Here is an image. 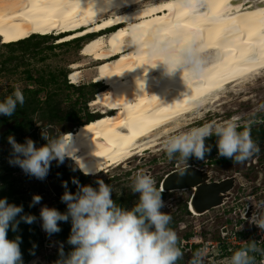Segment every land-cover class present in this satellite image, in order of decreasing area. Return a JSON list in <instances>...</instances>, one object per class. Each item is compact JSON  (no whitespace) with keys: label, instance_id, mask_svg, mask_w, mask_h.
<instances>
[{"label":"bare ground","instance_id":"bare-ground-1","mask_svg":"<svg viewBox=\"0 0 264 264\" xmlns=\"http://www.w3.org/2000/svg\"><path fill=\"white\" fill-rule=\"evenodd\" d=\"M123 21L128 24L109 38L92 40V52L108 65L103 77L109 83L91 102L100 107V117L65 132L74 155L94 174L155 146L226 85L264 75V0H0V32L14 41L38 32L87 34ZM177 35L200 41L202 74L164 71L152 45L158 37ZM84 63L76 61L75 83Z\"/></svg>","mask_w":264,"mask_h":264},{"label":"clouds","instance_id":"clouds-1","mask_svg":"<svg viewBox=\"0 0 264 264\" xmlns=\"http://www.w3.org/2000/svg\"><path fill=\"white\" fill-rule=\"evenodd\" d=\"M104 2L110 4L111 0ZM43 35L53 36L48 33ZM89 36L91 34L85 35V38ZM77 37L83 36L69 40ZM156 44L153 53L159 57L158 61L163 64L166 73L179 71L184 77H195L204 71V49L195 36L158 37ZM24 102L22 90L14 88L11 94L0 99V115L13 116L17 106H22ZM238 119L205 123L186 131L173 130L165 134L163 150L168 159H179L185 165L177 170V174H185L190 158H205L206 153L211 151V145L206 144L205 140L212 136L216 137L218 156L233 162H242L257 153L259 148L252 140L250 127L241 126ZM53 129L41 127V138L46 142L39 146L31 138L26 137L20 143L9 135L7 140L11 145V154L8 163L18 166L27 175L43 180L53 160L59 164H63L66 158L77 160L71 134L57 135ZM78 167L85 175L96 171L82 163H78ZM72 183L76 185L75 192L68 190L67 182H62L64 192L60 199L66 205L65 211L46 205L39 210L41 227L49 236L61 230L60 222L70 221L67 242L73 247L65 254L61 245L54 264H178L184 258L178 246L177 234L169 226L172 217L162 211L166 207L163 190L157 187L153 176L144 171L135 173L130 192L136 194L137 199L131 207L116 203L112 198L113 188L103 179L95 181L96 187L81 184L75 177ZM41 199L38 194H33L29 206L40 204ZM256 208L257 212L252 214L249 222L264 231V201L258 203ZM36 219L35 215L24 213L22 205L0 198V264H24L20 250L21 237L17 235L9 239L8 231L17 232L21 222L32 224ZM208 255L205 249H197L187 264H207ZM257 255L264 257V247L250 240L232 252L225 264H257Z\"/></svg>","mask_w":264,"mask_h":264},{"label":"rangeland","instance_id":"rangeland-1","mask_svg":"<svg viewBox=\"0 0 264 264\" xmlns=\"http://www.w3.org/2000/svg\"><path fill=\"white\" fill-rule=\"evenodd\" d=\"M121 23L111 26H118L117 29H119L122 26L128 24V21H123ZM117 29L113 31H116ZM100 30L101 29L99 28L98 31ZM85 31V29L82 30V32L81 30H78L75 33L72 32L71 34L74 35V37H85V35H87L85 34ZM98 31L93 30V32L90 33ZM103 31L106 32L99 33L97 35L91 34L89 37L72 41L68 44H61V37L59 41H56L54 40V37L50 35L40 43L37 51L35 52H24L23 49L15 45L10 47L3 45V43L14 41L15 39H11L0 32V99L11 94V92L16 87H19L22 90L24 97H26L24 94L25 88H38L39 86L36 82L31 81L32 79H27L28 73L32 77H37L39 74H42L45 78H47L50 73H54L57 75V82H52L49 84V86L42 87L38 94V99L40 102H43L47 92H54L56 94L55 98L60 101L62 108H67L70 105L69 103L78 99V92L75 90V87H66L62 84L61 80L63 72H66L69 82H71L70 78H73L72 83H74V85H90L92 82L98 81L99 78H103L102 80L104 81L106 80V78L103 77V71L108 66L106 63L107 58L105 57L103 59L99 56H95L91 50L94 36L104 35V37L107 39L109 38V34L113 32H110V28L103 29ZM76 33L80 34L76 35ZM32 34H39V32ZM41 34L44 33L41 32ZM69 39H65L64 41ZM128 50H126L125 53H127ZM8 55H12L13 57L10 60H7ZM115 56H118V54ZM76 61L85 63L80 68V70H82L81 78L75 83L73 72L78 67V65H76ZM104 81L103 84H105V82L109 83V81ZM217 98L208 102V104L205 103L206 105L203 104L195 111L186 114L183 119L177 121L178 123L176 122V125L173 126L174 128H170V132L168 133L173 132V130L186 131L192 127H197L205 123L224 122L226 120L238 117L239 119L237 122L240 125L249 126L250 129H262L260 133L255 132V137H252V140L258 146L259 151L250 158L238 163L233 161H223L219 164H206V167L213 170L212 179L215 178L214 180H219L223 177L231 176L237 173L242 178L243 182L240 183L239 180H236L232 189L231 198H228L224 205L213 208L202 215L184 216L183 219H180V221L177 223H172V229L177 234L179 245L181 246L180 248L184 253V258L179 261L178 264H187V260L192 255L191 249H189L188 245V247H182L183 242L181 238H184V234L186 232H191V236L195 235L196 237L193 236V238H195L197 241L202 239L204 240V238L215 241L219 237L220 226L226 225L228 229H233L234 225L237 224L238 229L240 230L238 232L248 233L249 236L252 234L256 235L254 230L257 229V227L254 226L253 223L249 222V218L252 215L250 217H245V214L250 205L252 208H255V204L264 201V169L262 171V176L258 179L256 171L257 168L254 170L255 168L253 167L249 170L247 167V162H250L255 158L258 162H264V137L261 139L259 136H257L261 134L264 136V75L257 77L256 79L249 80L248 82L238 84L235 87H228L226 85L219 91V97ZM86 106L87 110L91 112H97L100 109L99 106L96 107V105H91L90 101L86 103ZM80 114H83V112ZM53 124L57 125L60 133H63L61 128H70L73 130L75 127L74 124L69 121L62 123L55 122ZM46 125L49 124L45 119L39 117L37 113L33 115L34 129H32V131H35L37 127H44ZM6 130L7 128H2L1 133ZM26 137L31 138L37 146L46 142H37L33 139V137H30L29 133H27L24 138ZM164 138L165 134L158 138V142L155 146L145 149L143 152H141V154L129 157L130 159H125V161L121 164L119 163L117 165L110 166L108 170H103L98 174L89 175V179L97 180L99 178L105 180L119 176L118 179L113 180L110 183V186L113 188V190L118 191L122 187L131 185L132 178L136 172H139V170H145L149 175L154 177L157 182V186H159L160 189V179L167 172L176 168V165L183 163L179 159H173L175 162H172V160L168 159L166 153L163 150ZM8 150H10V153H6ZM10 154L11 148H9L6 143H0V158L6 161V164L11 166L13 169L9 179H17V181L21 182V188L25 190L32 189V194H38L42 197L40 204L36 205V212L38 214L41 206L46 205L48 207H52L55 202H57L53 200L55 194L50 190L54 182L53 176L55 175V167L53 166V162L51 166L52 174H47L46 178L41 180L35 178L34 176L25 174L18 166L10 165L8 163ZM217 156V154H214L210 160H214L217 158ZM207 159L208 158H205L204 160L207 161ZM74 162L77 167L78 163H81L78 157L77 160H74ZM188 164H197L202 166L201 162H197L192 159L188 160ZM126 172L129 173L125 175ZM240 184H242L243 187H241ZM39 186H42L41 191H38ZM172 192L174 193L164 198L166 207L162 209V211H166L168 214L175 210L178 200H184L191 196L192 189L176 190ZM58 202H60V200ZM246 206V211H244V207ZM241 213H244V215L242 214V219L239 218ZM235 221L236 223H234ZM37 224L45 238L41 253L33 257V259L35 258L40 260L42 262L41 264H48V260L44 257V255L55 254L57 251H59L60 246H64L65 243L59 241L53 235L49 236L42 229L40 217L37 221ZM261 234H263V232H260V236L257 233V238H260L259 240L263 242L264 237H261ZM199 236L204 238L201 239ZM48 238L51 239L50 244H46V240ZM211 250L212 249H210L211 253H216L215 250ZM214 254L212 257H207V264H225V261L228 257H221L220 255ZM33 259H31L27 264H31ZM257 264H264V262L262 263L261 258H258Z\"/></svg>","mask_w":264,"mask_h":264},{"label":"trees","instance_id":"trees-1","mask_svg":"<svg viewBox=\"0 0 264 264\" xmlns=\"http://www.w3.org/2000/svg\"><path fill=\"white\" fill-rule=\"evenodd\" d=\"M50 35H43V34H32L29 37L20 39L18 41L14 42H6L3 43V45L10 47V46H18L19 48L23 49V51H37L40 43L47 38ZM85 37H77L73 40H67L60 42L61 44H68L72 41L81 40ZM13 56L8 55L7 60H10ZM71 76V75H70ZM27 79H32L31 81H34L38 84V88L31 89V88H25L24 94H25V102L22 106H17V111L15 114L11 117H6L0 115V124L7 123L11 120H14V124L10 128V130L5 131L3 133H0V141L3 143H6L9 148H11V145L8 143L7 137L9 134H13L17 142L23 143L25 140V135L27 133L35 134V131L33 126V115L37 113L39 117L42 119H45L48 124H53L55 122H66L69 121L74 124V126L81 125L83 123H86L88 121H91L93 119H96L100 117V113L97 112H91L87 110L86 103L97 99L99 96V93L101 90L104 89L105 86H107L108 83L99 78L98 81H104L105 84L94 81L90 85H74L73 83L68 81L66 72L62 73V84L66 87H75V90L78 92V99L74 100L73 102L69 103L70 105L67 108H62L61 103L58 99L55 98L54 92H47L45 94V98L43 99V102H40L38 99V94L42 87L49 86L50 83H56L57 82V75L54 73H50L47 78L43 77L42 74H39L37 77H32L29 73L27 74ZM73 79L72 77L70 78ZM95 95V97H94ZM94 97V98H93ZM43 103V104H42ZM112 111V110H111ZM110 111V112H111ZM83 114H80L82 113ZM242 126V125H241ZM72 129H67V132ZM32 131V132H31ZM251 131V137H255V132L260 133L262 131L261 128H252ZM259 138H263L264 136L257 135ZM216 137L212 136L209 138H206L205 143L208 145H211V151L209 153H206L205 158H208L209 160L211 157H213L214 154H217V149L215 145ZM6 153H10V150L6 151ZM218 155V154H217ZM210 157V158H209ZM204 158V159H205ZM194 161L201 162L202 166L209 164L213 161V163L219 164L223 161H232L229 158L217 156L214 160L205 161L196 159L195 157L190 158ZM172 162H175V160H172ZM53 166L55 167V175L54 182L51 187V191L54 192V198L53 200L57 201L52 206L56 208L57 210L63 212L66 210V205L61 201L60 197L64 192V188L62 187V182H67L68 184V190L75 192L76 191V185L72 183V178L75 177L79 180L81 184H90L93 187H96L95 180H90L89 175H85L83 172L80 171V169L77 167L73 159L66 158L63 164H59L57 161H53ZM75 168L76 170L73 171L72 169ZM51 169V168H50ZM12 167L6 164V161L2 160L0 158V198H7V200L10 203H14L17 205H22L24 213L26 214H32L36 216V221L32 224H27L24 222H21L19 224V230L17 232H12L11 230L8 231V238L14 239L17 235L21 237L22 243H20V250L22 253V257L24 260V264H27L33 257L41 253V249L44 242V236L41 233L37 221L39 219V214L36 212V205L33 207H30V203L32 200L33 192L32 189H23L21 188V182L17 181V179H9V177L12 174ZM129 172H126L125 175H127ZM119 176H116L115 178H108L105 179L104 182L110 183L113 180L118 179ZM162 179V178H161ZM160 179V181H161ZM88 180V181H87ZM159 181V183H160ZM158 183V185H159ZM159 188V186H157ZM38 188V187H37ZM30 190V191H29ZM42 190V186L38 188V191ZM174 192H164L162 193L163 199L168 197ZM112 198L116 201L118 204H122L126 207H131L133 203H135L137 197L136 194H133L130 192V185L120 188V190L116 191L113 190ZM190 197L184 199V200H178L177 207H175V210L170 213V216L172 217L170 227L172 228V223H177L182 220L184 216H190L192 213L188 209V200ZM60 200V202H58ZM19 219V217H18ZM60 231L58 233L53 234L59 241H62L65 243L63 246V250L65 254H67L71 249L72 245L68 244L67 238L70 234V221L69 222H60L59 223ZM243 235V233H240ZM191 232H186L184 234V238L188 239L191 236ZM204 238V237H203ZM206 239V238H205ZM254 240V239H250ZM249 240V241H250ZM33 245H35V248H33ZM244 245V244H243ZM243 245H238L237 249L242 247ZM178 246H179V240H178ZM197 244H193L191 246V254L197 250ZM180 247V246H179ZM234 249L230 252H226L222 256H230L232 252H234ZM31 250V251H30ZM34 253V254H33ZM45 258L48 260V264H54V262L59 257V251H57L55 254H46L44 255ZM262 256L257 255V259L261 258Z\"/></svg>","mask_w":264,"mask_h":264},{"label":"water","instance_id":"water-1","mask_svg":"<svg viewBox=\"0 0 264 264\" xmlns=\"http://www.w3.org/2000/svg\"><path fill=\"white\" fill-rule=\"evenodd\" d=\"M13 124L14 121L3 124L0 127V131H2V128L4 127H11ZM45 127L54 128L53 132H55L57 128L56 124H49ZM61 130L63 134L67 132V130L64 128H61ZM37 138L39 142L44 141L41 138V127H38L37 129ZM188 165L189 168L186 170L183 176L177 174V170L179 168L185 167L183 163L176 165V168L167 172L160 181V189H162L164 192L192 189V193L188 201V209L190 210V212H194V214L196 213L198 215H202L213 208L221 206L228 198L231 197L232 189L235 185L236 180L243 182L242 178L237 173L231 176L223 177L219 180H214L212 179V169L206 166H199L197 164ZM139 171H144L148 174V172L145 170ZM48 174H52L51 169L49 170ZM251 209L252 206L250 205L245 214V217H250L252 215ZM223 231H225V228H223ZM50 243L51 239L48 238L46 240V244ZM41 263L42 262L40 260L35 258L31 262V264Z\"/></svg>","mask_w":264,"mask_h":264},{"label":"built area","instance_id":"built-area-1","mask_svg":"<svg viewBox=\"0 0 264 264\" xmlns=\"http://www.w3.org/2000/svg\"><path fill=\"white\" fill-rule=\"evenodd\" d=\"M231 198V197H230ZM229 198V199H230ZM228 200V199H227ZM227 200L222 204V205H224L226 202H227ZM221 205V206H222ZM256 205L257 204H255V208H254V210L252 211V214L253 213H255V212H257V208H256ZM254 206V205H253ZM245 208V209H244ZM243 209H244V211H246V208H247V206L246 207H244ZM244 215V213H241V216H240V218L242 217L243 218V215ZM241 218V219H242ZM234 223H236V221L234 222ZM254 224V223H253ZM254 226H256L257 227V229H255L254 231H255V233H256V235L255 234H252V235H250L249 236V234L248 233H243V235H241L240 234V232H238V231H240L239 229H238V225L237 224H235L234 225V227H233V229L232 228H230V229H228L227 227H226V225H222V226H220V230H219V237H218V239H216L215 241H213V240H208V239H205L204 238V240L202 239L203 237H201V236H199V237H201V239L202 240H200V241H197L195 238H193V236H195V235H193V236H191L190 238H188V239H184V238H181V240H182V242H183V246L182 247H184V246H189V249H191V246L193 245V244H197L198 246H197V249H205L208 253H209V256L208 257H212L213 256V254L214 253H211L210 252V249H212L211 251H216V255H220L221 257H229L228 255L227 256H222L223 254H225L226 252H230V251H232V250H234V249H237V246L238 245H243V244H245L247 241H249L251 238L252 239H254L256 242H257V244H258V246H260V247H264V241L263 242H261L258 238H257V236L259 235L260 236V232H263V234H261V237H264L263 235H264V231H262L256 224H254ZM223 228H225V231H223ZM242 233V232H241ZM257 233H258V235H257ZM196 237V236H195ZM195 239V240H194ZM238 239V240H237ZM180 246V245H179ZM187 246V247H188ZM181 247V246H180ZM214 254V255H215ZM261 261H262V263L264 262V257H261Z\"/></svg>","mask_w":264,"mask_h":264},{"label":"flooded vegetation","instance_id":"flooded-vegetation-1","mask_svg":"<svg viewBox=\"0 0 264 264\" xmlns=\"http://www.w3.org/2000/svg\"><path fill=\"white\" fill-rule=\"evenodd\" d=\"M11 121H14V120H11ZM10 122V121H9ZM8 123V122H7ZM59 123H62V122H59ZM3 124H6V123H3ZM3 124H1V126L3 125ZM12 127V126H11ZM11 127H9V128H7V130L6 131H8V130H10V128ZM45 127V126H44ZM56 127H57V125H56ZM37 129H38V127L36 128V130H35V134L33 135L32 133H30V137H33V139L34 140H36L37 142H39L38 141V138H37ZM66 129H68V128H66ZM5 132V131H4ZM56 132H57V135H60V134H63V133H60L59 132V129L58 128H56ZM0 133H1V131H0ZM3 133V132H2ZM0 143L2 144L3 142H1L0 141ZM130 159V158H129ZM207 161H210L209 159H207ZM213 164V162H210L208 165H212ZM51 166H52V164H51ZM204 166H207V165H204ZM247 167H248V169L250 170L251 168H255L254 170H256V168H257V175H258V179L262 176V171H263V169H264V162H258L257 161V159L255 158V159H253V160H251L250 162H247ZM50 168H52V167H50ZM215 172V171H214ZM213 179H215V178H213ZM238 181V180H237ZM241 183V182H240ZM241 185V187H243V185L242 184H240ZM254 210V208H252L251 209V211H253ZM191 213H193L192 215H195V216H198V214H194V212H191ZM240 218V217H239Z\"/></svg>","mask_w":264,"mask_h":264},{"label":"snow or ice","instance_id":"snow-or-ice-1","mask_svg":"<svg viewBox=\"0 0 264 264\" xmlns=\"http://www.w3.org/2000/svg\"><path fill=\"white\" fill-rule=\"evenodd\" d=\"M152 46H153V47H154V46H157L156 42H155Z\"/></svg>","mask_w":264,"mask_h":264}]
</instances>
